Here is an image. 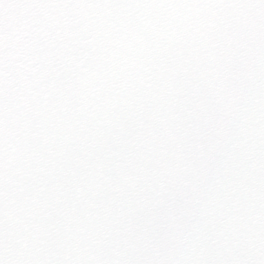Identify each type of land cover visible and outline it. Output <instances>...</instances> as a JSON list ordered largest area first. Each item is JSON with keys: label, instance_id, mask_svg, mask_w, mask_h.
Wrapping results in <instances>:
<instances>
[{"label": "snow or ice", "instance_id": "snow-or-ice-1", "mask_svg": "<svg viewBox=\"0 0 264 264\" xmlns=\"http://www.w3.org/2000/svg\"><path fill=\"white\" fill-rule=\"evenodd\" d=\"M0 264H264V0H0Z\"/></svg>", "mask_w": 264, "mask_h": 264}]
</instances>
